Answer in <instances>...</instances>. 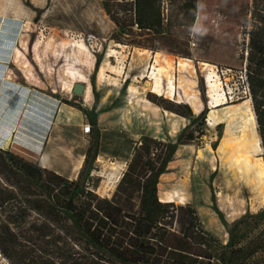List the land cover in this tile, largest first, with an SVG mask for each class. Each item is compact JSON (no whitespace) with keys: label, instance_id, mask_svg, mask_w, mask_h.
<instances>
[{"label":"rangeland","instance_id":"374dc122","mask_svg":"<svg viewBox=\"0 0 264 264\" xmlns=\"http://www.w3.org/2000/svg\"><path fill=\"white\" fill-rule=\"evenodd\" d=\"M247 1L197 0L196 15L183 16L179 0H164L166 39L135 28L134 43L116 39L109 0H0V152L77 178L92 140L78 106L91 109L97 100L103 148L90 188L138 213L134 182L148 174L144 163L161 162L207 108L205 122L186 132L194 139L183 137L160 177L159 199L172 205L166 227L203 250L211 240L225 245L243 219L249 235L264 233V217L254 218L264 208V159L243 66ZM76 83L86 86L82 95L73 92ZM178 103L193 115L174 111ZM248 264H264V248Z\"/></svg>","mask_w":264,"mask_h":264},{"label":"trees","instance_id":"16d2710c","mask_svg":"<svg viewBox=\"0 0 264 264\" xmlns=\"http://www.w3.org/2000/svg\"><path fill=\"white\" fill-rule=\"evenodd\" d=\"M109 1L113 2L109 11L117 40L137 43L135 38L141 34L135 28L159 40L168 36L164 0ZM179 1L183 16L196 15L197 0ZM241 17L247 98L255 113L264 159V0H248ZM100 64L97 58L95 70ZM94 93L97 95L95 88ZM62 102L73 105L68 100ZM97 106V100L91 109L78 106L91 124L92 140L75 179L9 151L0 152V255L7 262L0 264H197L199 257L208 259V264H248L264 248L263 231L249 235L244 219L229 229L225 245L216 240L204 243L209 252L195 246L187 233L181 236L166 227L164 221L172 205L159 199L160 177L183 137L194 139V132H186L205 122L207 108L192 118L175 143L167 145L161 162L146 160L148 174L134 182L141 189L140 210L132 213L114 197H102L89 185L100 146ZM177 107L174 111L193 115L188 104L178 103ZM182 107L186 110H180ZM127 176L128 172L122 183ZM261 217L264 208L254 216Z\"/></svg>","mask_w":264,"mask_h":264},{"label":"bare ground","instance_id":"6f19581e","mask_svg":"<svg viewBox=\"0 0 264 264\" xmlns=\"http://www.w3.org/2000/svg\"><path fill=\"white\" fill-rule=\"evenodd\" d=\"M205 64V63H204ZM146 85L147 86H150V83L149 82H147L146 83ZM252 118H253V120L254 121H256V117H255V113H254V111H252ZM15 138H17V137H15ZM238 143H240L239 141H235V142H232V147H234V146H236ZM44 144H46V143H44ZM44 147V146H43ZM245 158V155L243 154V153H240L239 155H238V157H237V162L239 163L241 160H243ZM43 160H45V158H42ZM102 160V157L101 156H99V158H98V162L99 161H101ZM109 160V159H108ZM107 160V161H108ZM123 160V159H122ZM83 161V160H82ZM82 161H80L81 163L78 165V168H80L81 166H82ZM103 162V161H102ZM123 163V162H122ZM104 164V163H103ZM126 164V163H125ZM106 165H108V164H106ZM105 165V166H106ZM104 166V165H103ZM110 167V166H109ZM119 168V167H118ZM110 169H111V167H110ZM113 170H115L116 172H117V170L115 169V167L113 168ZM97 171H98V169H97ZM106 171H108V168H106ZM114 171V172H115ZM95 174V173H94ZM104 176H106V175H104ZM120 179V176L118 175V178H117V181ZM107 180V179H106ZM114 188V187H113ZM104 189V188H103ZM108 190V189H107ZM113 190V189H112Z\"/></svg>","mask_w":264,"mask_h":264},{"label":"water","instance_id":"95a60500","mask_svg":"<svg viewBox=\"0 0 264 264\" xmlns=\"http://www.w3.org/2000/svg\"><path fill=\"white\" fill-rule=\"evenodd\" d=\"M85 88H86V86H85L84 84L76 83V84H74V86H73V92H74L75 94L82 95V94L84 93V91H85ZM6 148L9 149V148H10V144H8V145L6 146Z\"/></svg>","mask_w":264,"mask_h":264},{"label":"built area","instance_id":"2783aa9c","mask_svg":"<svg viewBox=\"0 0 264 264\" xmlns=\"http://www.w3.org/2000/svg\"><path fill=\"white\" fill-rule=\"evenodd\" d=\"M82 131L84 134H90L91 133V124L89 122H86L83 125Z\"/></svg>","mask_w":264,"mask_h":264},{"label":"crops","instance_id":"0c3cea01","mask_svg":"<svg viewBox=\"0 0 264 264\" xmlns=\"http://www.w3.org/2000/svg\"><path fill=\"white\" fill-rule=\"evenodd\" d=\"M101 148H103V147H102V145L100 144V149H101ZM100 149H99V151H100ZM48 160H49V159H48ZM82 160H83V159H82ZM82 160H81V161H82ZM80 163H81V162H80ZM82 163H83V161H82ZM81 167H82V166H81ZM81 167H80V168H81ZM80 168H79V169H80Z\"/></svg>","mask_w":264,"mask_h":264}]
</instances>
